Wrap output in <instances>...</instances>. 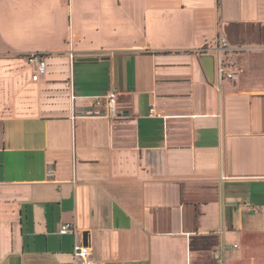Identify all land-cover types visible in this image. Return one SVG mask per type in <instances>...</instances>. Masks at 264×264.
<instances>
[{"label": "crops", "instance_id": "1", "mask_svg": "<svg viewBox=\"0 0 264 264\" xmlns=\"http://www.w3.org/2000/svg\"><path fill=\"white\" fill-rule=\"evenodd\" d=\"M113 89L117 118L95 105ZM77 244L264 264V0H0V264H77Z\"/></svg>", "mask_w": 264, "mask_h": 264}, {"label": "built area", "instance_id": "2", "mask_svg": "<svg viewBox=\"0 0 264 264\" xmlns=\"http://www.w3.org/2000/svg\"><path fill=\"white\" fill-rule=\"evenodd\" d=\"M227 47H228L227 39L223 37H218L213 41H209L205 43V45L201 49V52L207 53L210 51V49L216 48L222 51V53H224ZM70 52H71V56L73 57L74 51L71 50ZM30 57H31V60L36 64L38 73L45 74L47 72V63L45 59L41 58V54L32 53ZM228 67L229 65L226 59L224 57H221L219 60V66L217 68L221 79L236 78V74L231 72L228 69ZM103 101L106 104V111L103 114L104 116L109 117V118H117V117L122 116V113H120L119 106H118V90L117 89L111 90L104 96L96 97L95 105L101 106ZM97 114H102V113H99L98 111ZM74 230L75 228L72 223H65L61 226L60 233L68 234ZM74 256H75L77 264H106L104 261L95 260L91 257V247L88 244L75 245Z\"/></svg>", "mask_w": 264, "mask_h": 264}, {"label": "water", "instance_id": "3", "mask_svg": "<svg viewBox=\"0 0 264 264\" xmlns=\"http://www.w3.org/2000/svg\"><path fill=\"white\" fill-rule=\"evenodd\" d=\"M98 58L96 57H81L78 59V61H93V60H97ZM206 66H207V71L209 73V75L212 78V69H213V57H207L206 59Z\"/></svg>", "mask_w": 264, "mask_h": 264}, {"label": "trees", "instance_id": "4", "mask_svg": "<svg viewBox=\"0 0 264 264\" xmlns=\"http://www.w3.org/2000/svg\"><path fill=\"white\" fill-rule=\"evenodd\" d=\"M41 54V53H40Z\"/></svg>", "mask_w": 264, "mask_h": 264}]
</instances>
